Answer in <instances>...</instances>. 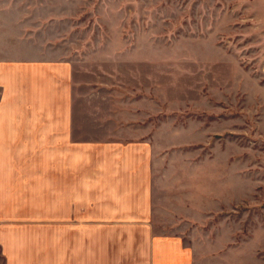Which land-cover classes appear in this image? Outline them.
I'll list each match as a JSON object with an SVG mask.
<instances>
[{
  "label": "rangeland",
  "instance_id": "obj_1",
  "mask_svg": "<svg viewBox=\"0 0 264 264\" xmlns=\"http://www.w3.org/2000/svg\"><path fill=\"white\" fill-rule=\"evenodd\" d=\"M41 1L57 13L41 54L72 61L90 139L130 106L152 145L154 216L105 261L151 264L175 235L194 264H264V0Z\"/></svg>",
  "mask_w": 264,
  "mask_h": 264
},
{
  "label": "crops",
  "instance_id": "obj_2",
  "mask_svg": "<svg viewBox=\"0 0 264 264\" xmlns=\"http://www.w3.org/2000/svg\"><path fill=\"white\" fill-rule=\"evenodd\" d=\"M41 2L0 0V264H110L112 242L135 240L154 216L152 145L136 139L130 106L106 112L116 133L90 139L72 61L41 54L57 41L43 36L57 13ZM156 240L151 264L195 263L181 237Z\"/></svg>",
  "mask_w": 264,
  "mask_h": 264
}]
</instances>
